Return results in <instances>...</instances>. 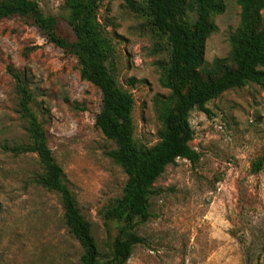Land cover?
<instances>
[{
    "label": "rangeland",
    "instance_id": "374dc122",
    "mask_svg": "<svg viewBox=\"0 0 264 264\" xmlns=\"http://www.w3.org/2000/svg\"><path fill=\"white\" fill-rule=\"evenodd\" d=\"M32 1L59 18V34L75 42L65 0ZM224 1L206 44L209 66L229 56L240 25L237 0ZM98 15L115 46L119 87L135 100V139L152 148L163 128L157 103L170 95L160 83L170 48L127 0H100ZM15 74L32 95L31 109L105 262L108 229L115 237L119 226L105 212L122 197L127 175L109 156L117 146L96 127L101 92L32 19L13 16L0 21V264H80L83 253L60 196L35 182L43 174L37 155L12 150L30 142ZM208 108L210 115L194 110L190 117L199 162L179 159L155 183L152 218L137 228L146 244L135 247L127 264H264V170L251 172L264 154V90L235 88Z\"/></svg>",
    "mask_w": 264,
    "mask_h": 264
},
{
    "label": "trees",
    "instance_id": "16d2710c",
    "mask_svg": "<svg viewBox=\"0 0 264 264\" xmlns=\"http://www.w3.org/2000/svg\"><path fill=\"white\" fill-rule=\"evenodd\" d=\"M127 2L147 17L170 48V60L162 66L160 80L170 95L157 103L163 128L161 141L152 148L139 145L135 139V100L119 87L115 46L98 15L100 0H65L75 42L59 34V18L43 13L36 1L0 0V21L13 16L32 19L50 43L77 59L81 79L101 92L102 110L96 127L117 146L109 156L127 175L122 197L105 212V219L119 226L115 237L108 229L106 261L101 262L91 226L80 212L65 173L48 146L44 128L31 109L32 95L15 74L19 113L27 123L30 142L12 150L19 155H37L43 174L35 182L60 196L69 232L83 249L80 264H127L135 247L146 244L137 228L152 218L155 183L179 159L196 164L201 158L190 145L194 110L210 115L211 101L249 84L264 90V0H237L241 20L230 36L229 56L216 59L211 66L205 59L206 44L218 29L214 18L226 11L224 0H144L142 6ZM131 82L134 84L135 79ZM263 170L264 154L252 163L251 172L258 175Z\"/></svg>",
    "mask_w": 264,
    "mask_h": 264
}]
</instances>
